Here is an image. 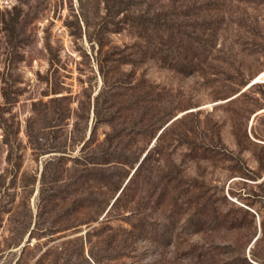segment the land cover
<instances>
[{
    "label": "rangeland",
    "instance_id": "obj_1",
    "mask_svg": "<svg viewBox=\"0 0 264 264\" xmlns=\"http://www.w3.org/2000/svg\"><path fill=\"white\" fill-rule=\"evenodd\" d=\"M0 264H264V0H0Z\"/></svg>",
    "mask_w": 264,
    "mask_h": 264
},
{
    "label": "trees",
    "instance_id": "obj_2",
    "mask_svg": "<svg viewBox=\"0 0 264 264\" xmlns=\"http://www.w3.org/2000/svg\"><path fill=\"white\" fill-rule=\"evenodd\" d=\"M255 84H256V83H255ZM253 85H254V84H253ZM166 128H167V127H164V128L161 130V133L159 134V136L157 137V139H158V138L161 136V134L166 130ZM146 155H147V154H146ZM146 155H145V157L143 158V160L146 158ZM143 160L140 161L139 164L136 166V168H135V172L133 173V175L131 176V178L128 180V182L126 183V185L123 187L122 191H121L120 194L117 196L116 200L113 202L112 207L114 206V204L116 203V201L119 199L120 195H121L122 192L125 190V188L127 187L128 183L132 180V178H133V176L135 175V173L138 171L139 166H140V164L143 162ZM112 207H111V208H112ZM257 240H258V238H257ZM257 240H256V241H257Z\"/></svg>",
    "mask_w": 264,
    "mask_h": 264
},
{
    "label": "water",
    "instance_id": "obj_3",
    "mask_svg": "<svg viewBox=\"0 0 264 264\" xmlns=\"http://www.w3.org/2000/svg\"><path fill=\"white\" fill-rule=\"evenodd\" d=\"M145 155H146V154H145ZM145 155L143 156V158L145 157ZM143 158H142V160H143ZM142 160H141V161H142ZM134 172H135V170L133 171V173H134ZM133 173H132V174H133ZM131 176H132V175H131ZM131 176H130V177H131ZM129 179H130V178H129ZM257 238H258V237L255 238V241L257 240Z\"/></svg>",
    "mask_w": 264,
    "mask_h": 264
},
{
    "label": "bare ground",
    "instance_id": "obj_4",
    "mask_svg": "<svg viewBox=\"0 0 264 264\" xmlns=\"http://www.w3.org/2000/svg\"><path fill=\"white\" fill-rule=\"evenodd\" d=\"M258 79H259V78H258ZM258 79H255L252 83L256 82ZM261 111H263V110H261Z\"/></svg>",
    "mask_w": 264,
    "mask_h": 264
}]
</instances>
